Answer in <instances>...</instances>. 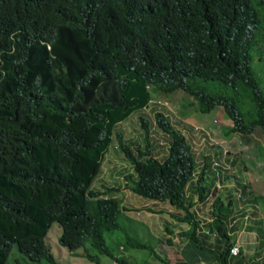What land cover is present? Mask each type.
<instances>
[{"label":"trees","instance_id":"16d2710c","mask_svg":"<svg viewBox=\"0 0 264 264\" xmlns=\"http://www.w3.org/2000/svg\"><path fill=\"white\" fill-rule=\"evenodd\" d=\"M83 19L93 25L77 30ZM114 20L128 37H105ZM132 42L143 54L139 61L127 50ZM263 48L264 0H0V264L13 244L36 264H58L43 241L52 222L61 246L81 247L73 254L95 264L99 255L144 264L115 254L119 245L169 264L154 251L163 244L178 255L175 264H244L240 247L229 252L234 218H246V209L257 216L259 206L264 212L257 203L264 193L255 195L246 182L222 198L206 171L209 155L192 180L190 144L159 111L153 123L169 137L161 158L151 155L143 115L134 148L115 125L181 89L191 114L219 105L231 121L228 133L260 128L264 135V91L253 66L255 57L264 66ZM179 113L187 114L185 106ZM111 150L131 171L119 173L124 187L114 178L113 187L96 189L92 180ZM122 188L152 200L149 232L143 221L130 228L117 222L126 210L114 196ZM174 222L186 227L175 230ZM116 230L124 236L112 241V251L105 235Z\"/></svg>","mask_w":264,"mask_h":264},{"label":"rangeland","instance_id":"374dc122","mask_svg":"<svg viewBox=\"0 0 264 264\" xmlns=\"http://www.w3.org/2000/svg\"><path fill=\"white\" fill-rule=\"evenodd\" d=\"M262 55H264V49H262ZM253 66L257 77L259 79L260 88L264 91V66L254 58ZM181 89L176 90L173 95H167V97H162V95L157 96L153 99L149 106L131 113L125 120L117 123L115 125V130L122 133V138L129 141L134 148L135 143H139V140L142 138L140 134L141 130L139 129L138 114L143 115L148 122L150 123V143L152 145L151 155L156 158H161L165 153L167 146L169 144V138L162 133L159 129H156V126L153 123V112H161L172 124V126L179 130L185 137L186 141L189 142L191 151L195 157L196 168L198 169L202 163L204 155L209 157H221L223 152H228L229 154L225 157L226 161L230 163L233 158L236 159L234 163L235 167L233 169L241 170V179L249 177L245 175L244 171H249L252 173L253 179L252 183L255 184V195H263L264 193V176L261 179V174L264 173V135L260 128H256L254 133L243 134L239 132L228 133V128L231 125V121L225 117L221 106H214L213 110L207 113H200L201 115L191 114L193 111L190 110L192 106L188 104H193L191 98ZM164 105L165 107L161 106ZM185 106L186 115H180L179 110ZM215 117V118H214ZM195 126V127H191ZM203 127V130H201ZM204 134V137L202 136ZM212 145V146H211ZM112 147L111 145L108 149ZM110 160L106 161L105 159L101 162V167L99 168L98 174L93 178L91 186L94 188H101L102 186L113 187V179H118L121 184L123 179L119 176V173L131 171V167L128 165L127 161L121 157L119 150H111ZM225 156V154H224ZM237 179V178H236ZM238 181V180H237ZM124 182L122 186L124 187ZM117 199L120 200L121 205L125 207L126 210L122 212L117 218V222L121 225L127 226L128 228L133 227V221H143L145 224L142 227V231L145 230L149 232L148 225L150 224L147 221H144V212L142 205L145 202H151V199L138 196L128 189H121L117 195H114ZM262 201L257 203H262L264 205V197H261ZM195 200V197L193 198ZM162 206V204H161ZM258 210L256 208L257 216L250 214V209H246L247 216L240 215L234 218L235 224L237 223L234 230L235 240L234 243L241 248L243 253L244 264H248L250 261L261 262L264 264V234L261 235V232L258 231V228L264 229V212L262 207L259 206ZM141 211L138 215L136 212ZM171 210H173L171 208ZM180 212V211H179ZM182 214V212H180ZM203 215V213H201ZM235 217V214H234ZM260 221V224L257 223ZM132 224V225H131ZM181 224L180 222H174L172 228L179 230L185 228L186 225ZM250 226L248 229L247 226ZM137 232V231H136ZM112 235H105V242L109 249L112 251L115 250V245L112 243L116 242L118 238H123L124 233L112 231ZM130 232L128 231L127 234ZM264 233V232H263ZM60 234V227L56 222H52L51 226L47 230L46 235L43 238L44 244L49 249L55 260L58 264H95L93 261L86 259L85 257L73 252H79L81 247L76 248L74 251L67 250L64 246H61L57 242V238ZM139 234V233H138ZM148 235V233H147ZM110 236V238H109ZM144 240L150 244H155L153 239H150L149 236L141 235ZM174 239V236H172ZM175 241V240H174ZM88 247V243H86ZM118 247L117 254L124 255L128 257V260L134 262V259H138V262L142 259L144 264H164L160 260H157L153 255H147V251L143 250H130L125 252L124 249H119ZM90 250V249H89ZM154 251L159 254L162 258H165L169 261V264H175L173 261L176 256V253L171 249L169 245H155ZM91 253H95L94 250H90ZM45 262L41 261L40 264ZM5 264H36L32 260L23 256L16 246L13 244L10 246L9 253ZM99 264H117L113 262L109 257L104 255H99Z\"/></svg>","mask_w":264,"mask_h":264},{"label":"clouds","instance_id":"9594fccd","mask_svg":"<svg viewBox=\"0 0 264 264\" xmlns=\"http://www.w3.org/2000/svg\"><path fill=\"white\" fill-rule=\"evenodd\" d=\"M93 24L89 21V20H87V19H83V20H81V22H79L78 23V26H77V30H85V29H87L88 27H90V26H92ZM108 27H109V31H108V33L105 35V37H109V35H117V36H121L123 33L127 36V29L125 28V27H123V26H121L120 25V23L118 22V21H112V22H109L108 24ZM128 37V36H127ZM102 39L103 38H101L99 41L100 42H102ZM126 44V46H127V50H129V49H131V51L133 52V53H135L137 56H138V60L137 61H139L141 58H142V56H143V54L141 53V50H140V48L134 43V42H132V48H131V46L128 44V43H125ZM264 49V48H263ZM263 52V51H262ZM256 74V73H255ZM216 106H219V105H216ZM145 107H147V105L145 106ZM222 108V107H221ZM213 110V109H212ZM223 110V109H222ZM211 111V110H210ZM172 125V124H171ZM191 127H195V126H191ZM175 129V128H174ZM175 130H177V129H175ZM201 130H203V127H201ZM177 131H179V130H177ZM180 132V131H179ZM181 133V132H180ZM240 133V132H239ZM182 134V133H181ZM166 135V134H165ZM183 135V134H182ZM167 137H168V135H166ZM184 136V135H183ZM169 138V137H168ZM184 139H185V137H184ZM225 153H228V152H223L222 153V156L221 157H209V159H208V162H209V165H208V168H207V173H208V175H210L211 176V178H213V180L215 181V183L219 186V188H220V196L222 197V198H226L227 196H229V194H231V195H233L234 196V191H235V189L236 188H238V187H236V186H234L235 185V183H234V181H235V178H236V176H235V174H236V172H241V170H239V169H233V167H235V165L234 164H231V163H228L227 161H226V154ZM224 154H225V156H224ZM229 154V153H228ZM194 161H195V157H194ZM201 163L203 164V159H202V161H201ZM202 166V165H201ZM200 166V167H201ZM200 167L197 169L196 168V164H195V168H194V171H192V173H191V179L192 180H194L195 178H196V176H197V173H198V171H199V169H200ZM100 171V170H99ZM239 172V173H240ZM251 175H253L252 173H251ZM136 178V177H135ZM125 184V183H124ZM97 189H99V188H97ZM122 189H124V188H122ZM231 189H233V190H231ZM186 190H188V188L186 189ZM133 193V192H132ZM191 194H192V192H191ZM192 195H195V194H192ZM195 197V196H194ZM193 197V198H194ZM195 199H196V197H195ZM208 199H210V198H208ZM239 204V202L237 201V203H236V205H238ZM149 205H150V202H145V204L144 205H142V207H143V212H144V221H147L148 222V219H150L151 217H150V215H151V211H149L148 210V207H149ZM157 206H161V204L160 203H157V204H155V209H156V207ZM162 207V206H161ZM171 208L172 207H168L167 208V210L170 212V213H172L173 212V210H171ZM192 208V207H191ZM138 213V215L141 213V211H139L138 210V212H136V214ZM144 223V222H143ZM118 247H120L119 249H122V247L119 245ZM239 247V246H238ZM118 250V249H117ZM115 254H117V251H116V253ZM111 259V258H110ZM7 260V259H6ZM112 260V259H111ZM113 262H114V260H112ZM6 263V262H5Z\"/></svg>","mask_w":264,"mask_h":264},{"label":"crops","instance_id":"0c3cea01","mask_svg":"<svg viewBox=\"0 0 264 264\" xmlns=\"http://www.w3.org/2000/svg\"><path fill=\"white\" fill-rule=\"evenodd\" d=\"M244 173H245V175H249V177H245V178H243V181H240L242 174L239 173V172H236L235 176H236L237 179L235 178V181H234L235 185H234V186H236V185H242V184H244V183H246V182H250V183H251V184H250V187L255 188V184L252 183L253 176L250 174L249 171H245ZM237 180H238V181H237ZM236 187H237V186H236ZM231 190H233V189H231ZM181 224H183V223H181ZM200 256H201L202 259H204V258L202 257L203 254H201ZM203 261H204V260H203ZM204 264H205V263H204Z\"/></svg>","mask_w":264,"mask_h":264},{"label":"built area","instance_id":"2783aa9c","mask_svg":"<svg viewBox=\"0 0 264 264\" xmlns=\"http://www.w3.org/2000/svg\"><path fill=\"white\" fill-rule=\"evenodd\" d=\"M237 251H238V245H236V244H234V245L230 248V250H229V252H230L231 254H236Z\"/></svg>","mask_w":264,"mask_h":264},{"label":"water","instance_id":"95a60500","mask_svg":"<svg viewBox=\"0 0 264 264\" xmlns=\"http://www.w3.org/2000/svg\"><path fill=\"white\" fill-rule=\"evenodd\" d=\"M226 155H228V153H225Z\"/></svg>","mask_w":264,"mask_h":264}]
</instances>
